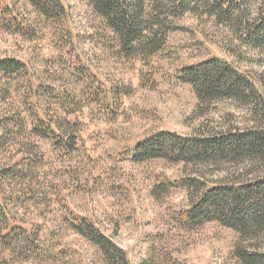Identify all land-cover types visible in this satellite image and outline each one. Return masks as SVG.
<instances>
[{
	"label": "rangeland",
	"instance_id": "374dc122",
	"mask_svg": "<svg viewBox=\"0 0 264 264\" xmlns=\"http://www.w3.org/2000/svg\"><path fill=\"white\" fill-rule=\"evenodd\" d=\"M62 2L60 20L43 17L26 0L0 3L22 26L16 33L0 25V59L26 64L23 73L0 76V169L24 159L32 173L0 181V203L11 226L33 239L29 253L0 251V264H106L98 247L71 228L80 218L94 222L133 264H241L235 231L216 222L184 225L190 200L181 183L193 176L190 169L162 159L135 162L132 150L160 131L191 135L251 125L250 111L233 102L199 105L179 74L219 57L264 80V59L212 19L191 14L177 21L162 51L127 57L89 0ZM66 119L76 124L74 151L31 134L39 120L63 126ZM9 120L11 135L4 129ZM161 185L168 191L157 190Z\"/></svg>",
	"mask_w": 264,
	"mask_h": 264
},
{
	"label": "trees",
	"instance_id": "16d2710c",
	"mask_svg": "<svg viewBox=\"0 0 264 264\" xmlns=\"http://www.w3.org/2000/svg\"><path fill=\"white\" fill-rule=\"evenodd\" d=\"M26 1L47 19L60 20L66 15L62 0ZM89 4L127 57L149 58L162 51L169 35L179 30L177 21L191 14L212 19L264 59V0H89ZM1 5L0 25L11 24L10 28L19 33L22 26L16 23L12 10L7 4ZM8 16L11 20L4 23ZM25 69L26 64L17 59H0L2 77L18 75ZM179 79L192 87L199 105L233 102L250 111L252 124L191 135L160 131L138 142L132 158L135 162L162 159L189 168L193 176L183 178L181 183L190 200L189 208L182 212L184 225L198 229L219 223L237 233L233 253L241 264H264V80L219 57L184 67ZM4 129L9 135L14 132L10 120ZM76 129L69 119L63 126L39 120L31 134L74 151L78 144ZM61 131L65 143L59 141ZM22 161L0 169V181L31 178L29 167ZM246 167L251 169L246 175L229 174ZM216 173L227 175L209 178ZM157 190L165 192L168 188L161 185ZM71 228L98 247L106 264H133L127 253L89 219L80 218ZM32 240L27 230L11 226L7 209L0 203V251L29 253ZM141 264L153 263L145 260Z\"/></svg>",
	"mask_w": 264,
	"mask_h": 264
}]
</instances>
